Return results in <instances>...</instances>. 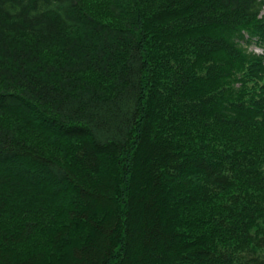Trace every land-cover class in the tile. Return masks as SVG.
Segmentation results:
<instances>
[{
	"label": "trees",
	"instance_id": "obj_1",
	"mask_svg": "<svg viewBox=\"0 0 264 264\" xmlns=\"http://www.w3.org/2000/svg\"><path fill=\"white\" fill-rule=\"evenodd\" d=\"M264 0H0V264H264Z\"/></svg>",
	"mask_w": 264,
	"mask_h": 264
},
{
	"label": "rangeland",
	"instance_id": "obj_2",
	"mask_svg": "<svg viewBox=\"0 0 264 264\" xmlns=\"http://www.w3.org/2000/svg\"><path fill=\"white\" fill-rule=\"evenodd\" d=\"M251 48H252L254 51H256V52H261V51L264 52V47H263V50H262L261 48H259V47L254 46V45H252Z\"/></svg>",
	"mask_w": 264,
	"mask_h": 264
}]
</instances>
